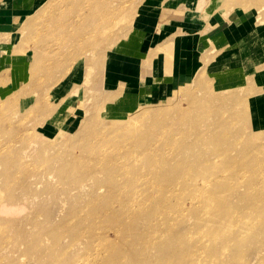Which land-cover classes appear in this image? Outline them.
<instances>
[{
    "label": "rangeland",
    "instance_id": "obj_1",
    "mask_svg": "<svg viewBox=\"0 0 264 264\" xmlns=\"http://www.w3.org/2000/svg\"><path fill=\"white\" fill-rule=\"evenodd\" d=\"M36 1L37 4L43 6L35 12H44L32 18L28 23L26 22L24 27L22 25L24 33L19 37L18 43L23 49L30 48L35 54L37 67L32 71L33 76L29 80L27 78V82L25 80L22 86V89L30 95L33 94V96L26 101H21L19 95L16 98L14 94L7 98L0 96V206L2 203L6 204V208L13 211L8 218L16 220V228L14 231H10V234L8 233L11 240L5 244L3 236L5 215L0 214V264H57L58 262L55 263L54 252L56 254L62 253L64 251L62 246L70 244V234L73 233L68 232L66 243H60V246L56 247L53 244V238L60 231H53L54 228L59 229V225H67L68 218L74 212L78 213L81 219H84L82 217H86L95 208L98 209L97 212H102L103 209H107L111 205L118 206L117 200L108 197L109 191L105 183H94V181L85 179L83 172L75 164L76 162L72 163L75 154L78 155L79 153L78 158L80 156L87 157L86 152L80 153L78 150L81 151L83 147L88 145L97 154V145L94 144L96 140H99L97 137L102 138V140H111L116 137V144L121 150L106 146L103 156L107 159L117 153L120 156L119 163L124 165L125 168L129 167V164H126L123 160L122 156L125 154L123 151L129 146L128 137L133 133L135 136L138 131L118 132L116 136H110L111 133L107 131L100 133L102 130L99 132V129L107 126L109 120L139 119L140 114L145 109L150 108H167V113L162 112L159 119L163 122L171 121L176 114L175 107L185 111L190 108L188 100L182 97L177 98L175 94L183 87L194 88L199 75H204L208 79L209 87L206 90L195 88L197 99L213 90L220 94H230L232 91H236L237 95L233 96L232 100L243 99L244 104L241 105L238 101H231L225 105H218L213 109L212 114L214 115L204 117L197 123L186 122L187 125L184 126H172V131H169L168 128L159 129L150 117L141 118L139 124L136 123L135 127H139L137 129L142 127L143 122H145L144 126L147 128L154 129L157 137L150 147L151 156L153 155L154 159L157 160H169L172 166L169 171H159V174H163L165 182L162 191L164 208L171 210L190 209L192 206L201 208L202 206L198 207L196 203L193 205L192 197H196V201H202L206 194L213 195L214 192L220 194L226 192V190L215 189L208 184L213 178L211 173L213 168H221L226 155H229L227 146L235 136L259 137L260 145L256 148L252 147L251 151L258 150L257 152L260 153V159L258 160L260 164L257 165L256 169L259 171L261 179L264 180V65L256 68L252 75L250 74L246 78L245 75H241L244 67L239 65L241 63H236L237 61L228 64L230 69H219L220 71H218L210 68L211 64L213 65L216 62L215 60L219 54H209L206 55V61H203L204 65L209 66V68L205 67L200 70L192 82L173 88L162 99L152 100L150 95L143 97L137 103H132V106L126 103L113 105L111 99H106V97L104 99L103 95L89 94V81L91 78L89 67L86 73L85 70H82L83 75H80V69H69L64 66L72 65L73 60L76 59L77 61L80 57L82 62L87 61L92 67L98 66L100 59H103L106 54L113 50L117 41L124 38L130 28L131 18L140 8L148 4L161 5L171 0ZM224 1H226V4L229 2V0H221V2ZM9 2L10 0H0V7L4 8L9 5ZM256 2L257 13L253 22L257 20L256 23L261 24L264 23V8H262L264 7V0H256ZM45 5V9H43ZM128 11L129 13L125 16ZM251 29H253V26ZM261 37H264V32H262ZM116 38L117 40H115ZM255 38L256 44L260 47L264 45V39L262 40L257 36ZM170 42L165 45L168 49L171 46L174 47V41L171 40ZM112 43H114L113 46ZM247 52H249L248 46L241 52H237L239 54L238 58L243 60L244 55L249 57ZM248 59L250 60V57ZM217 62L223 64L220 59ZM246 63H248L247 69L251 71L250 63L245 62V65ZM237 66L241 69L234 68ZM70 70L71 72L75 71L76 77L70 80L71 84L69 89L65 91L64 96V90L60 88L58 91L57 86L63 81L65 83L69 82V77L66 75L69 74ZM197 71L196 67L193 68L192 75H195ZM10 78L6 86L15 84L12 77ZM251 80L253 81L252 84ZM4 86L3 84L2 87ZM63 97H65V100ZM72 102L74 103L72 104ZM63 104H66L64 107L70 114L75 115L77 126L82 121L92 118L98 125L95 127L97 131L94 130L90 137L80 145H78V138L74 131L68 136L70 141L74 142L71 147L63 144L65 143L64 136H58L55 139L56 141L52 142V148L44 151L42 145H35V143L51 144L50 139L55 132L46 129L42 132L45 137L39 140H37V135L41 134V126L48 117L47 113L50 115L53 111L56 112ZM195 114H199V111L197 110ZM244 114L247 115L249 124L245 122ZM75 120H70V124H74ZM163 125L166 127L165 124ZM180 129L198 131L199 133H194L192 138L194 140L187 141L190 139L184 138L179 133ZM249 131L255 132L253 134ZM261 132L262 134H260ZM57 133H60V131H57ZM91 143L94 144V147ZM183 144H195L191 146L196 148V151H193L192 156L189 158L178 154L180 148L187 151ZM24 160H27V162ZM66 163L71 164L66 165ZM178 165H180L182 171L180 174L175 175V168ZM240 172L236 178V184H234L235 190L231 194L232 197H229H231V202L239 207H244L243 204L237 203L239 199L237 196L247 190L248 182L245 181L247 172L243 170H240ZM62 175H65V177H62ZM174 175L175 178H173ZM217 175L225 178V174L222 172ZM17 176H19L18 179ZM141 177L142 175L137 179L138 185L146 184L145 186H149L145 194L160 192L161 189L158 185L161 184V181L156 179L154 175L144 173L145 179L143 181ZM90 182L96 188H104L101 194H98L101 197L92 198L93 200H88L87 203L86 201L84 203H74L82 186ZM153 185H157L154 191L151 189ZM141 188L137 187L136 190L141 191ZM94 200L96 205L91 204V201ZM212 202L214 201L212 200ZM37 209L38 211H36ZM76 213L75 216H77ZM12 215L15 217H12ZM186 221L188 226L194 223L192 214L187 216ZM110 237H113V235L110 234ZM83 243L84 241L78 242L77 246H73L68 251L69 256H66L68 262L72 260L71 263H73L75 260H79V263H83L80 261L81 256L84 254L83 251H86L83 248ZM14 246L15 248H13ZM242 249L245 251V263L257 264L264 256V254L260 256L261 252H264L263 238L260 236L258 238L251 237L243 243ZM90 263L97 264L99 261L94 258Z\"/></svg>",
    "mask_w": 264,
    "mask_h": 264
},
{
    "label": "bare ground",
    "instance_id": "obj_2",
    "mask_svg": "<svg viewBox=\"0 0 264 264\" xmlns=\"http://www.w3.org/2000/svg\"><path fill=\"white\" fill-rule=\"evenodd\" d=\"M42 6L43 5L40 6L36 3L32 9L36 11L40 7L42 8ZM45 7L46 5L43 9H45ZM42 12L44 11L38 13V16ZM128 13L129 11L125 16ZM250 30L253 34L256 33L254 36L262 38V40L264 39V37H261L262 32H264V23H254L253 29ZM22 33H24V29L20 31V34ZM115 40H117V38ZM113 44L114 43H112V46ZM166 49L168 48L166 47ZM261 49L264 52V45L261 46ZM238 55L239 54L235 50L231 48L227 49L220 58L223 64L216 62L213 69L218 71H220L218 68L225 70L229 68L228 64L232 61H237L236 63H241L239 65L244 67V69H242L243 75L250 73L251 71L247 69L248 63L245 65V62L238 58ZM75 61L76 59L73 60V63ZM72 65L67 68L71 69L70 67H72ZM92 74L93 69H90L89 76ZM3 84L6 86L5 82ZM208 87L209 81L204 75H199V79L194 88L179 87L181 90L177 91L175 96L188 100L190 108L188 111H185L175 107L174 111L176 114L174 113L175 117H173L171 121L163 122L159 119L162 112L167 113V108H150L145 109L140 114L139 119L129 118L130 120L126 121L109 120L107 126L101 127L102 129H99V132L101 130L100 133H105L107 131L112 134L110 136H116L118 132L127 133L135 130L138 131L135 136L133 133L128 137L127 141H129V146L123 151L125 152L124 156H122L123 160L126 164H129V167L126 166L127 168L119 163L118 160L120 156L117 153H114L112 157L107 159L103 156L106 146L121 150L116 144V137L111 140H102V138L97 137L99 140H96L94 143L97 145V154L94 153L88 145L82 148L84 149L83 151L82 149L81 151L78 150L80 153L86 152L87 157L84 158L80 156L78 158L79 153L78 155L75 154L72 163L76 162L75 164L79 166L78 169L83 172L85 179L94 181V183H105L109 191L108 197L117 200L118 206L111 205L107 209H103L102 212H97L98 209L95 208L92 212H89L90 214L86 217H82L84 219H81L80 215L74 212L77 216L74 214L70 215L68 223H66L67 225H59V229L54 228L53 231H60L59 233L57 232L58 234L53 238V244L56 247L60 246V243L62 244L65 242L68 238V232L73 233L70 234V244L62 246L64 251L58 254L54 252L55 263L95 264L90 262L96 258L99 261L97 264H248L245 263V251L242 249L243 243L251 237L258 238L259 236L263 238L264 241V180L261 179L262 177H260L259 171L256 169L257 165L260 164L258 162L260 153L257 152L258 150L251 151L252 147L256 148V146L260 145L259 137L235 136L232 138L227 146L229 150V152L228 150L227 152L230 156L228 154L226 155L221 165L222 169L220 167H214L211 171L213 178H211L208 185L213 186L215 189L226 190L225 193L222 192L220 194L214 192L213 195L206 194V197L202 201H196L197 198L192 197L193 205L196 203L198 207L201 205V208L192 206L190 209L180 208L171 210L164 208V195L162 191L165 182L163 174H159L160 170L161 172L171 170V163L169 160H157L156 158L154 159L153 155L151 156L150 147L157 137L154 129L144 126L145 122H143L140 129H137L139 127H135L136 123H138L141 118L150 117L153 119L155 126H158L159 129L168 128L169 131H172V126H184L187 125L186 122L197 123L200 122L202 118L204 119V117L206 118L214 115L212 114L213 109L218 105H225L231 101H238L241 105L244 104L243 99L238 100L237 98V101L232 100L233 96L237 95L236 91H232L230 94H220L213 90L197 99L195 90H206ZM58 88L60 89V86ZM164 95L165 93L162 94V96ZM172 105L174 106V104ZM197 110L199 114L196 115L195 113ZM244 117L246 118H244L245 122L249 124L246 114H244ZM75 119V115H72V118H70L66 125L60 130L61 135L57 132L53 133L54 135L50 139L51 144L36 142L35 145H42V147H44L43 150L46 151L52 148V144L56 141L55 139L58 136H64L65 143L63 144L71 147L74 142H72V140L70 141L68 136L74 131L78 138V145L84 143L90 137L91 133L96 130L95 127L98 125L92 118H88L77 126ZM70 120H75L74 124H70ZM163 124H165L166 127H164ZM160 126L163 127L160 128ZM46 129H51V124H47L41 129V134L37 135V140L45 137L42 135V132ZM249 132L254 134L255 131ZM262 132L260 134H262ZM179 133L184 138L190 139L187 141H192L194 140L192 139L194 133L198 134L199 132L180 129ZM69 141L72 143L70 144ZM68 142L69 144H67ZM94 144L91 143L93 147ZM191 145L183 144L187 151L180 148L181 150H178V154L180 156H187L188 158L192 156V152H195L196 148ZM24 161L27 162V160ZM69 164L71 163H66V165ZM240 170L247 172L245 178V181L248 182L247 190L245 193H240L237 196L239 198L237 203L243 204L244 207H239L237 204L231 202V194L235 190L234 184H236L237 176L241 173ZM181 171L180 165H178L175 168V175L180 174ZM219 172L224 173L225 178L222 177V179L218 177L217 174ZM144 173H150L161 181V184L158 185L159 189H161L159 190L160 192L156 194H145L149 186H145L146 184L138 185L137 183V179L140 178L141 175L142 181L145 179ZM175 175L173 178H175ZM62 177H65V175H62ZM120 177L123 178L119 179ZM18 178L19 176H17V179ZM200 184L202 185V183ZM153 186H151V189L154 191L157 185ZM137 187H142L141 191H137ZM103 189V187L96 188L92 185V182L85 184L82 186L74 203H84L85 201L87 203L89 202L88 200L92 198H98V194H101ZM212 200L214 202H212ZM93 203L95 204V200L91 201V204ZM36 211H38V209ZM12 212L10 208H6V204L2 203L0 206V214L5 215L3 231L5 244L11 240L9 232H12V230L14 231L16 228V220L8 218ZM189 214H192L194 217V223L190 226L186 224V219ZM12 217L15 216L12 215ZM110 234H112L113 237H110ZM80 241H84L83 248L86 249L85 252L83 251L84 254L80 259L83 263H79V260L75 259L73 263H71L72 260L68 262V258L66 259V256H69L68 251L71 250L73 246H77ZM13 248H15V246ZM263 254L264 252H261L260 256ZM257 264H264V256Z\"/></svg>",
    "mask_w": 264,
    "mask_h": 264
},
{
    "label": "crops",
    "instance_id": "obj_3",
    "mask_svg": "<svg viewBox=\"0 0 264 264\" xmlns=\"http://www.w3.org/2000/svg\"><path fill=\"white\" fill-rule=\"evenodd\" d=\"M35 1L10 0L9 5L0 7V96L4 98L14 94L15 97L19 95L21 101H26L33 96L22 86L37 67L35 54L18 43L22 25L24 27L38 15L32 9L37 3ZM256 3V0H229L227 4L221 0H171L161 5L148 4L134 14L124 38L100 59L98 66L92 67L87 61L82 62L80 57L70 68L80 69V75H83L82 70L86 73L88 67L93 69L89 94L103 95L104 99H111L113 105L126 103L129 106L150 95L152 100H160L173 88L192 82L200 70L207 67L203 63L206 55L219 54L217 62L229 48L241 52L249 47L250 60L248 55L242 57L244 62L250 63L251 72L245 74L247 78L264 65V52L252 36L256 33L250 30L257 21L253 22L257 13ZM171 40L174 47L166 49L165 45ZM215 63L210 68L213 69ZM195 67L198 71L192 75ZM74 73L70 71L66 75L68 83L63 81L58 85L64 90V96L70 80L76 77ZM8 76L15 84L2 87ZM65 105L50 115L47 113L41 129L51 124L52 132L60 131L72 118Z\"/></svg>",
    "mask_w": 264,
    "mask_h": 264
}]
</instances>
